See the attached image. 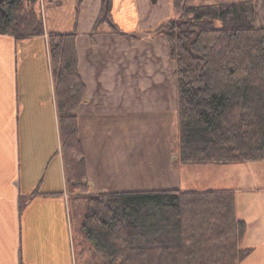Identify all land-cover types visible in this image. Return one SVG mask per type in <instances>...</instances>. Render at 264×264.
I'll use <instances>...</instances> for the list:
<instances>
[{
    "label": "trees",
    "instance_id": "16d2710c",
    "mask_svg": "<svg viewBox=\"0 0 264 264\" xmlns=\"http://www.w3.org/2000/svg\"><path fill=\"white\" fill-rule=\"evenodd\" d=\"M44 1V0H43ZM50 1V0H47ZM174 0L164 35L175 62L179 131L173 153L183 165L264 161V27L254 0L189 5ZM93 34L113 20L101 0ZM42 0H0V34L27 40L46 33ZM125 36L133 38L130 35ZM67 192L83 201V233L107 264H241L248 226L236 191L145 190L90 193L78 112L87 99L76 34H50ZM39 188L21 201V210Z\"/></svg>",
    "mask_w": 264,
    "mask_h": 264
},
{
    "label": "crops",
    "instance_id": "0c3cea01",
    "mask_svg": "<svg viewBox=\"0 0 264 264\" xmlns=\"http://www.w3.org/2000/svg\"><path fill=\"white\" fill-rule=\"evenodd\" d=\"M83 1H48L45 26L47 35H77L79 72L87 88L78 112L79 135L90 193L99 194L104 184L138 175V148L119 134L132 135L141 107L177 111L172 66L162 63L158 49L166 55L169 44L153 34L175 13L173 0H113V20L121 32L102 26L92 35L102 3ZM59 119L47 37L18 41L0 34V264L108 263L83 233L86 204L77 219L75 205L81 201L73 207L69 200ZM37 188L42 194L21 210L22 199ZM254 227L264 239V227ZM250 232L244 246L254 250L249 257L254 259L257 239ZM87 247L94 255L81 254Z\"/></svg>",
    "mask_w": 264,
    "mask_h": 264
},
{
    "label": "rangeland",
    "instance_id": "374dc122",
    "mask_svg": "<svg viewBox=\"0 0 264 264\" xmlns=\"http://www.w3.org/2000/svg\"><path fill=\"white\" fill-rule=\"evenodd\" d=\"M240 1L247 0H188L187 2L189 5H205ZM254 1L259 10L258 25L264 27V0ZM81 2L83 3L84 1L77 0L78 4H81ZM47 3V0H42L44 20L46 19ZM173 10L175 14L168 21L176 17L174 4ZM104 26L105 28H110L108 24ZM157 29L153 31V34ZM49 35H47L46 30L44 36L47 37L48 42ZM154 35L158 36L157 34ZM160 36L166 39L164 35ZM158 49L161 52L160 58L162 63L165 61L166 65L170 63L172 66V99L174 100L176 97L175 62L169 56L170 48L169 53L167 52L166 55H163L162 48ZM158 49L154 56L155 61L160 55ZM145 102L141 92V103ZM154 109V107H151L149 110H144L141 107L140 113L136 115L137 120L134 121L132 135L128 136L125 134L121 136L119 134V137L125 139V142L127 141L129 145L131 144V140H133L134 149L138 148L139 165L137 167V177H129L131 179H126L122 182L117 181L116 183L104 184L106 189L100 193L170 189L182 191L186 189H234L236 190L237 197V216L247 221L248 228L251 230L250 234L254 233V238L257 239L256 241L252 240L257 246L255 258L251 257L241 264H264V239H260V235L257 234V229L254 227L256 225L259 228L264 227V161L206 166L183 165L180 163L177 154L173 153L179 131L176 109L175 111L172 110L171 114L168 110ZM135 154L136 152L134 151ZM68 197L72 206L74 202H78L73 200L71 195H68ZM75 207L77 219H80L82 217L80 212L85 208L83 201L79 202ZM250 238L253 239L252 236ZM88 247L85 252L82 250L81 254L94 255V251L87 250ZM78 253L77 251V256Z\"/></svg>",
    "mask_w": 264,
    "mask_h": 264
}]
</instances>
